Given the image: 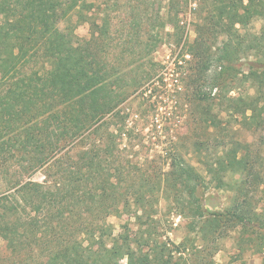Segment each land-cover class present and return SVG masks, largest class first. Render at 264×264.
Segmentation results:
<instances>
[{
    "label": "trees",
    "instance_id": "trees-1",
    "mask_svg": "<svg viewBox=\"0 0 264 264\" xmlns=\"http://www.w3.org/2000/svg\"><path fill=\"white\" fill-rule=\"evenodd\" d=\"M218 2L206 19L213 37L221 35L225 40L218 48L195 40L181 56L190 59L185 85L191 91L188 102L194 103V127L217 130L222 139L215 137V142L221 151H208L205 142L194 141L204 175L178 148L167 159L173 178L170 188L179 206L176 212L192 220L190 230L202 239L231 222L246 228L257 223L264 231V208L253 209L249 199L244 207L236 204L226 211L210 212L201 204L209 187L231 189L232 184L224 181L229 174L237 176L235 187L243 195L264 186L252 145L227 142L230 123L209 114L210 107L217 105L213 89L227 80L239 54L255 51L257 60L248 64L243 79L256 87L257 95L228 98L225 111L261 132L264 145V0ZM92 7L88 0H0V177L5 180L0 191V238L21 257L20 262L43 255L46 264H118L123 258L125 264H188L180 255L185 251L182 243L169 249L164 242H133L125 235L113 236L105 224L121 204L128 203L127 196L137 197L145 188L159 189L161 182L153 184L154 175H144L128 160L122 162L117 149L123 136L119 105L126 98L125 89L142 84L146 73L132 77L118 68L123 56L112 63L103 57L96 24L88 40L78 38L69 23L58 27L73 15L76 24L86 22L84 12ZM258 18L263 22L259 35L238 33L236 25L246 28ZM172 26L178 30L177 23ZM150 41L145 44V57L157 45ZM139 57L125 63L129 66L142 60ZM211 72L215 76L210 77ZM114 121H119L116 134L108 132ZM10 161L17 163L12 174L7 168ZM38 174L43 180L35 179ZM83 241L103 249L107 243L110 246L95 261L85 256Z\"/></svg>",
    "mask_w": 264,
    "mask_h": 264
},
{
    "label": "rangeland",
    "instance_id": "rangeland-1",
    "mask_svg": "<svg viewBox=\"0 0 264 264\" xmlns=\"http://www.w3.org/2000/svg\"><path fill=\"white\" fill-rule=\"evenodd\" d=\"M19 1L24 3L25 0ZM218 1L88 0L93 7L84 12L86 22L76 24V15H73L69 22H59L58 27L63 29L69 23L78 38L88 40L94 30L93 24H96L104 45L103 57L106 56L112 63L114 59L123 56L125 61L118 68L130 73L132 77H140L146 73L142 84L125 89L126 98L119 105L120 115L124 120L123 136L117 149L121 153L122 162L128 160L132 166L144 171V175H154L153 184L161 182V189L145 188L137 197L127 196L128 203L121 204L116 212L105 219V224L112 229V235H125L133 242L147 239L151 244L164 242L169 249L182 243L185 251L180 255L186 258L188 264H263L264 231L257 227V223L253 225H256L254 228H246L237 222H231L222 225L215 235L202 239L190 230V226L194 225L192 220L176 212L179 206L170 188L173 178L168 174L167 159L177 148L185 160L202 175L204 172L198 164V155L194 152V141L205 142L209 147L208 151L215 148L216 151H221L215 142L216 138L219 140L222 137L218 136L217 130L209 128L206 131L194 127V103L189 104L188 96L191 91L185 85L189 66L186 62L190 59L187 55L181 56L182 53L186 54L188 46L195 40L203 39L213 44L214 48H218L225 40L221 35L213 37L210 23L206 19L218 5ZM135 22L136 26L133 25ZM176 23L178 30L172 26ZM262 25L263 22L258 18L253 19L246 28L236 25V29L241 36L248 35L252 38L260 34ZM149 41H157V45L145 57L148 53L145 44ZM254 52L239 54L227 80L220 81V87L213 89L214 103L217 105L210 107L209 114L211 117L224 119V123H230L231 127L227 128L231 133L224 138L227 142L238 141L252 145L253 154L257 153L256 157H259V169L264 177V145L260 138L262 133L254 131V127L241 124V116L229 117V113L225 111V106L230 104L228 98L257 95L256 87L253 88L251 82L243 79L248 72V64L257 60ZM139 55L142 60H135L129 66L125 63L140 58ZM149 60L153 64L152 69ZM141 63L144 66L136 70ZM125 66H128L127 69ZM213 72L210 77L215 76L216 73ZM9 77L11 73L7 74V79ZM114 122L115 124L108 126V132L116 134L119 121ZM71 131L78 139L77 134ZM16 165L13 161L7 163L10 174L17 168ZM236 178L237 176L231 178L230 174L225 176L224 181L232 184L230 190L209 187L203 197L198 194L202 207L210 212L233 210L236 204L244 207L243 202L249 199L251 207L261 211L264 208V186L243 195L236 189ZM35 179L40 181L43 177L38 174ZM3 188L5 180L0 177V191ZM81 246L87 258L98 261L104 256L110 243L104 249L88 241L81 242ZM21 256L23 258V254ZM20 259V256L17 257L6 248L5 242L0 238V264H46L47 260L43 255L33 259V262H20ZM117 263L125 264L126 259H120Z\"/></svg>",
    "mask_w": 264,
    "mask_h": 264
}]
</instances>
